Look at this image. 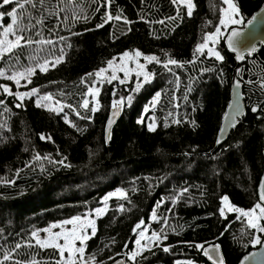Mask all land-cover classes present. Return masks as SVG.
<instances>
[{
    "label": "trees",
    "instance_id": "1",
    "mask_svg": "<svg viewBox=\"0 0 264 264\" xmlns=\"http://www.w3.org/2000/svg\"><path fill=\"white\" fill-rule=\"evenodd\" d=\"M235 2L245 21L264 0ZM193 3L192 16L179 6V18L168 19L177 16L178 6L171 0H112L110 6L105 0H78L77 10L87 20L70 22L53 33L45 29L43 37L56 44L43 46L37 53L27 49L20 56L12 70L33 66L30 55L42 63L60 56L63 50L61 63L47 72L37 70L32 83L21 89L40 90L37 96L25 98L21 107H16L21 101L0 89V99L5 101L0 105V258L17 243L32 240V232L99 208L101 200L114 191L123 196L108 199L106 211L95 220V236L87 241L86 255H94L97 264H110L117 258L131 264H209L202 250L194 247L209 243L220 246L225 264H238L257 248L250 243L254 230L235 213L222 216L220 209L225 196L229 204L245 210L258 202L264 92L247 81L264 76V47L236 69L222 38L216 49L223 61L197 55L195 62L189 63L205 33L215 31L223 7L222 0ZM10 10L11 6L0 9ZM107 13L121 15L131 23L112 20L97 27ZM2 23L7 26L11 19L6 17ZM56 23L55 18L47 21L49 28ZM60 36L66 40L60 41ZM134 50L155 55L162 62L175 59L183 66L169 65V71L163 63L154 62L148 66L151 80L139 90H134L132 82L103 83L97 96L98 110L93 113L80 107L94 83V76L88 74ZM13 63L0 62V68L10 74ZM234 76L243 77L246 112L216 148ZM0 84L15 91L12 81L0 78ZM156 93L158 102L143 115ZM43 94L73 105L80 116L68 107L59 114L37 107ZM121 97L125 98L123 114L107 142V117L113 101ZM253 107L258 111L252 112ZM152 120L155 127L150 131L147 125ZM37 155L41 159H35ZM153 212L157 221L149 223ZM141 221L167 238L130 261L126 255L133 250L136 225ZM165 247L169 251H164ZM12 254L14 260L21 261L35 256L41 264H54L56 258L51 250L27 247Z\"/></svg>",
    "mask_w": 264,
    "mask_h": 264
},
{
    "label": "snow or ice",
    "instance_id": "2",
    "mask_svg": "<svg viewBox=\"0 0 264 264\" xmlns=\"http://www.w3.org/2000/svg\"><path fill=\"white\" fill-rule=\"evenodd\" d=\"M112 0H105V4L110 6ZM173 5H177V16L169 17L168 19H177L179 18V12L181 5L186 6L187 15L190 17L193 14L194 3L193 0H171ZM222 4L226 7H221L219 9V23L215 27V31L211 33H205L203 37V42L199 43L194 51L193 61L189 63H194L197 55H206L207 57H214L216 61H223L224 57L221 55L220 51H217L215 44L222 37V29L228 28L230 26L241 25L244 23V18L241 14V9L235 0H222ZM5 6H11L10 11H0V62H6L7 60H12L15 63L9 66V72H6L4 68H0V78L7 79L14 82L18 87L24 86L21 85V81L25 80L27 84H31V77L34 76L39 70L40 72H47L49 67H55L63 61V50L61 49V55L55 57L53 60L44 59L43 62L36 60L35 55H30L29 59L35 61L33 66L24 67L23 70H12L16 67V64L19 63L20 56L24 53L25 50L31 49L33 53L43 51V46L55 45L56 41L53 39H46L43 37L42 33L45 29L49 33H53L56 29L62 27H68L70 22L75 23L79 20H87V16L82 15L78 9V0H0V9H5ZM264 11V10H262ZM63 14V15H61ZM261 13H258L256 16H253L247 21L249 25L253 24L258 16ZM10 18L11 23L7 26L3 25L5 18ZM51 18H55L57 23L53 25L52 28L48 27L47 21ZM112 20L121 21L123 20L124 24H130L126 18L121 15L113 16L111 13H107L104 18V23L97 25V27H103L105 23H108ZM164 23V21H159ZM211 23V22H209ZM131 29H129L130 31ZM75 34V33H74ZM241 36V32L235 28L231 27V33L227 36V45L228 48L233 52L237 53L236 59L239 61H244L246 59L245 55L241 48L237 46V38ZM36 37H39L38 39ZM60 41H65L66 38L63 36L59 37ZM213 46L210 47L209 44ZM37 46V47H33ZM205 50H207L205 52ZM247 55H252L256 51L255 46H250L246 49ZM143 58L147 63H163V67L171 71L169 65H176L182 67L183 65L175 59H168L166 62H162L159 57L155 55H144L139 50H134L133 53L128 51L124 52L119 57V62L117 63V58H113L107 62L106 68H100L95 73L88 74L89 76H95L96 80H106L107 83H112L114 80H119L121 84L125 83L129 76L135 72L137 77L143 76L144 81L147 82L150 79V74L145 71V64H141L138 58ZM125 58L129 61L135 63V69H132L125 62ZM110 71V75H108ZM122 72L124 78L121 79L118 77L117 72ZM179 80V77H177ZM243 77L235 81V89L239 90L242 87ZM86 81L82 80V83ZM248 84L257 86L262 92H264V76L259 77L255 80L247 81ZM141 83L137 82L136 90H139ZM0 89L3 90L8 96H14L17 100L21 101L20 104H17L16 107H21L22 102L26 97L30 98L37 96L40 93L38 88H32L27 92H13L10 87L4 84H0ZM190 90V89H189ZM99 88L88 87L87 93L93 98L99 95ZM124 97H121L118 101H113V109H117L119 105L124 103ZM128 101H131V96H129ZM159 94H157L156 100L153 104L158 102ZM240 93L237 92V100L234 105H230L232 108V119L231 126H235L236 117L241 114L240 109ZM52 102V103H47ZM5 101L0 99V105H3ZM37 107H44L50 112H55L57 114L63 112L64 107L72 108L76 112L77 116H80V112L71 104L64 105L60 100L55 99L51 94H43L39 96V99L36 102ZM80 107L90 110L91 112H96L98 110L97 106L89 109V100L84 99L80 104ZM7 111V108H5ZM147 111V109H146ZM252 112H257L258 108L253 107ZM117 112H113V116L117 115ZM171 115V114H170ZM82 119L85 117H81ZM225 119H228V115H225ZM65 122L70 123L67 117H65ZM142 122V121H139ZM174 123H180L179 120H174ZM113 120L108 121V127L111 128ZM194 123V121H193ZM74 126V125H73ZM149 130H154V125H149ZM223 131V129L221 130ZM41 139H45L44 136H41ZM48 139H51L48 137ZM219 142V141H218ZM35 159L39 160L41 157L37 155ZM62 163V162H61ZM264 189V184L261 185ZM114 195V194H113ZM108 197H105L107 200ZM260 202H257L251 209L245 210L239 207H234L228 203V197L222 198V203L225 205L229 212L238 213V219L246 223L247 227L254 229L256 232L264 234V191L261 192ZM225 207H221L220 214L223 216L225 214ZM103 209H96L97 213H101ZM152 219L156 220V213L153 212ZM165 220V224H166ZM143 221L136 225V229H142ZM91 228V232H88V229ZM53 229H59V231H53ZM47 235L41 237L38 232L34 231L31 233L32 240L27 242L24 245L17 243L10 252H5L0 258V264H5V262L13 261V264H41L39 260L33 256L28 261L14 260L13 252H16L21 247L27 248H38L40 250H51L56 257L54 264H97L96 257L94 255H86L87 241L95 236L96 228L95 221L88 219L87 217H72L66 220L61 221L60 223H53L49 228L42 230ZM140 239L135 240V244L138 248L141 246V241L145 238V231L141 230L138 232ZM166 236L162 234L152 232L151 236L148 238L150 241H159L161 239H166ZM250 243L253 245H264V239L260 235H253ZM197 249H201L203 254L212 261V264H224V259L220 256L218 259L210 255L209 248H205L203 244L194 245ZM213 251H219V245L210 246ZM164 251H169L167 247L164 248ZM139 251H133L129 255V259L135 261ZM247 260L248 257H245ZM119 264V262H117Z\"/></svg>",
    "mask_w": 264,
    "mask_h": 264
},
{
    "label": "water",
    "instance_id": "3",
    "mask_svg": "<svg viewBox=\"0 0 264 264\" xmlns=\"http://www.w3.org/2000/svg\"><path fill=\"white\" fill-rule=\"evenodd\" d=\"M264 2L260 5L259 9L254 12L247 20L244 21V23L239 27H236L240 32H241V36L237 38V46L238 48H241L243 51V54L245 55L246 58H252L253 56L256 55V53L262 48L264 47ZM258 13H261L257 20L249 25L247 23V21L249 19H251L253 16H256ZM231 33V28L226 32L225 36H224V47L226 49V51L233 55L235 62H236V69L239 68L244 62V61H239L236 59V55L237 53L233 52L231 49L228 48L227 45V36L230 35ZM250 46H255L256 51L254 53H252V55H247V51L246 49ZM235 74V73H234ZM238 78L236 76H234L231 80V86H230V94H229V102L224 110V113L222 115L221 118V123H220V128L219 131L217 133V137H216V141H215V147H219L221 146L228 138V136L230 135V133L236 129L237 124L239 122V120L244 116L246 110H245V104H244V96L242 94V87L237 90L235 89V81ZM237 92L240 93L241 99H240V109H241V114L239 116L236 117V124L235 126H231V119H232V108H230V105H234V103L237 100ZM117 112L118 114L113 116V112ZM123 114V106L122 104L119 105V107L117 109H113V107L110 109L108 117H107V121H106V125H105V134H106V141L108 142L110 134L112 129L114 128V126L116 125V123L119 121V119L121 118ZM228 115V119H225V115ZM113 120L112 126L109 129L108 127V121L109 120ZM223 129V131H221ZM219 141V142H218ZM264 184V151H263V169H262V174L259 178L258 184H257V188H256V193H257V197H258V202H260V195L261 192L264 191V189H262L261 185ZM264 239V236L263 238ZM211 245H218L216 243H209L207 245H205V248H209L210 251V255H212L214 258H219L220 256L223 257V253L222 250L219 246V251H213L211 249ZM203 253V251H202ZM205 260L209 263L212 264V261L208 259L207 256H205L203 254ZM245 257H248V259L246 260ZM224 259V257H223ZM117 262H119V264H131L130 262H127L124 258H117L115 259L113 262H111L110 264H117ZM225 264V261H224ZM238 264H264V245H258L257 248H254L252 250H250L247 254H245L239 261Z\"/></svg>",
    "mask_w": 264,
    "mask_h": 264
},
{
    "label": "rangeland",
    "instance_id": "4",
    "mask_svg": "<svg viewBox=\"0 0 264 264\" xmlns=\"http://www.w3.org/2000/svg\"><path fill=\"white\" fill-rule=\"evenodd\" d=\"M180 7H182V8H184V9H186V6H183V5H181ZM223 7H226V5H223ZM187 10V9H186ZM235 26H241V25H235ZM235 26H230V27H228V28H224V29H222V33H223V35H222V37L219 39V41L220 40H222V38H224V36H225V34H226V31L229 29V28H231V27H235ZM218 41V42H219ZM218 42L214 45L215 46V48H216V46H217V44H218ZM209 46L210 47H212L213 45L210 43L209 44ZM217 50V49H216ZM207 50H205V52H206ZM218 51V50H217ZM129 53H133V52H129ZM145 55V54H144ZM121 56V55H120ZM119 56V57H120ZM119 57H117V63L119 62ZM214 58V57H213ZM139 59V62L141 63V64H145V71L146 72H148L149 74H150V79L147 81V82H149L150 80H151V77H152V74H151V72L148 70V66L150 65V64H152V63H147L142 57L141 58H138ZM125 62L128 64V66L130 67V68H132V69H135V67H136V65H135V63L134 62H132V61H129L127 58H125ZM154 63V62H153ZM107 67V65L104 67V68H106ZM111 73H110V71H109V73H108V75H110ZM117 75H118V77H120L121 79H123L124 78V74L122 73V72H117ZM115 82H118V83H120L119 82V80H114ZM114 81H112V82H114ZM133 83V88H134V90H136V84H137V82H139V83H141V86L142 85H144V84H146L147 82H145L144 81V78H143V76H141V77H137L136 75H135V72H133L130 76H129V78L126 80V82L125 83H123V84H128V83ZM14 83V82H13ZM103 83H107V81L106 80H96V78H95V76H94V83H93V85L91 86V87H94V88H100V86L103 84ZM26 84V81L24 82V80H22L21 81V85H25ZM121 84V83H120ZM9 87V86H8ZM14 89H15V91L14 92H27V91H30V90H26V91H23V90H21V89H23L24 88V86H20V87H18L15 83H14ZM141 88V87H140ZM139 88V89H140ZM137 91V90H136ZM157 94L158 93H156L154 96H153V98L150 100V103L146 106V108L144 109V112H143V115L146 113V109L147 110H150V109H152V108H154L155 107V105H156V103L155 104H153V102H154V100H156V98H157ZM27 98V97H26ZM86 99H88L89 100V107L90 108H92V107H95V106H97V96L95 97V98H93L91 95H88V93H87V97H86ZM150 119V117L147 119V121ZM149 125H154V127H155V123H154V121L152 120L151 121V123L150 124H148L147 125V127H148V129H149ZM114 194V195H113ZM123 196V193H121V192H119V191H114V192H112V193H109L108 195H106L105 197H108V199H110V198H113V197H122ZM105 197L101 200V202H102V204H101V206L99 207V208H96V209H103V211L101 212V213H97L96 212V209H94L92 212H87V213H85L84 215H82V216H80V217H82V218H84V217H87L88 219H91V220H96L98 217H100V216H102L103 214H104V212L106 211V209H107V201H108V199L107 200H105ZM222 207H225V205L222 203ZM227 213H235V212H229L228 210H227V208L225 207V214H227ZM153 214V213H152ZM237 216H238V213H235ZM157 221V219L156 220H153L152 219V215H151V217H150V220H149V223H152V222H156ZM61 221H59V222H56V223H60ZM52 225V224H51ZM50 225V226H51ZM49 226V227H50ZM49 227H46V228H49ZM45 229V228H44ZM43 229H41V230H38V231H36V232H38L39 233V235L41 236V237H45L47 234L46 233H44L43 231H42ZM141 230H144L145 231V238L141 241V246L138 248V246L135 244V242H134V244H133V250H132V252L133 251H139V255L141 254V253H143L144 251H146V250H149L150 248H152L154 245H156L157 243H158V241H150L148 238L151 236V233L153 232L152 230H151V228H150V225L149 224H146V225H142V229H136V239H140V237H139V235H138V232L139 231H141ZM254 230V229H253ZM53 231H59V229H53ZM88 232L90 233L91 232V228H89L88 229ZM254 232H255V235H262L261 233H258V232H256L255 230H254ZM135 239V240H136ZM131 253H129V254H127L126 255V258H128V260H130V261H132L131 259H129V255H130Z\"/></svg>",
    "mask_w": 264,
    "mask_h": 264
}]
</instances>
